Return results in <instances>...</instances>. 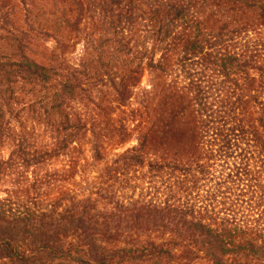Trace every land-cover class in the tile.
I'll list each match as a JSON object with an SVG mask.
<instances>
[{"label": "trees", "instance_id": "1", "mask_svg": "<svg viewBox=\"0 0 264 264\" xmlns=\"http://www.w3.org/2000/svg\"><path fill=\"white\" fill-rule=\"evenodd\" d=\"M0 264H264V0H0Z\"/></svg>", "mask_w": 264, "mask_h": 264}, {"label": "rangeland", "instance_id": "2", "mask_svg": "<svg viewBox=\"0 0 264 264\" xmlns=\"http://www.w3.org/2000/svg\"><path fill=\"white\" fill-rule=\"evenodd\" d=\"M78 42V41H77ZM47 46L50 47L51 49L55 47V44L52 42V41H49L47 43ZM81 49V44L78 42L74 45L72 51L75 52V53H78ZM132 143L131 141H129L128 139H125V140H122L121 142L119 143H113L111 144V149L110 151L113 149V151H121L122 149L126 148L127 146H130Z\"/></svg>", "mask_w": 264, "mask_h": 264}]
</instances>
